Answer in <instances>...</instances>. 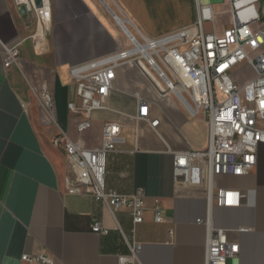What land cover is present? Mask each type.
I'll use <instances>...</instances> for the list:
<instances>
[{
    "label": "crops",
    "instance_id": "obj_1",
    "mask_svg": "<svg viewBox=\"0 0 264 264\" xmlns=\"http://www.w3.org/2000/svg\"><path fill=\"white\" fill-rule=\"evenodd\" d=\"M104 1L52 0L48 53L38 55L28 39L27 16L14 0H0V264H20L25 254H46L55 264H120V257L131 250L118 226L130 241L142 243L136 264L206 263L208 230L198 223L207 216L206 199L179 192L174 173V153L207 149L206 116L192 117L175 97L154 92L151 108L152 117L161 121L158 132L147 123L136 125L131 115L138 111L137 96L128 91L124 68L109 101L111 110L95 112L93 128L80 136L68 108L77 100L70 68L122 48L125 38L118 18L156 38L195 25L198 5H212L222 32L231 21L228 7L224 0ZM261 8L264 11V0ZM21 41L20 61L7 69L6 47ZM44 86L55 99L52 114L33 92ZM146 98L152 99V93ZM108 122H123L125 128L117 150L108 155L107 188L122 195L144 194L145 221L137 226L130 211L113 215L104 202L69 194L66 188L70 167L54 138L65 131L95 148ZM219 183L241 190L242 205L214 207L215 226L249 229L230 234L240 253L228 264H264V145L251 174L220 178ZM157 202L165 210L161 224L154 221ZM94 219L110 233L95 234Z\"/></svg>",
    "mask_w": 264,
    "mask_h": 264
},
{
    "label": "built area",
    "instance_id": "obj_2",
    "mask_svg": "<svg viewBox=\"0 0 264 264\" xmlns=\"http://www.w3.org/2000/svg\"><path fill=\"white\" fill-rule=\"evenodd\" d=\"M38 1L41 6L37 5ZM18 9L35 19L37 31L35 49L45 50L53 21L52 0H14ZM262 0H224L231 21L218 32V13L212 5H198L195 25L161 37H149L131 22L121 29L125 43L122 48L93 61L74 65L70 76L76 87V98L68 108L77 121L80 136L93 128V114L111 110L110 98L118 91L119 71L136 68L150 84L152 99L137 96L138 111L131 119L140 125L147 123L158 132L159 119L152 117L154 94L173 96L192 116L204 114L208 120L209 143L205 151L176 152L175 179L179 192L186 196L203 195L207 216L199 219L208 230L205 264H228L240 253V245L230 240L238 229L217 228L214 207L237 208L242 205V191L219 183L220 178L251 174L258 164V152L264 145V11ZM115 17V16H114ZM210 24V28H207ZM127 26V27H125ZM23 41L6 47L4 65H18ZM42 108L52 114L55 99L47 86L33 88ZM125 118H128L125 115ZM123 122H108L102 132V142L88 148L80 138L73 140L65 131L59 132L54 144L65 150L70 173L66 177L69 194L88 195L104 202L113 215L130 211L135 226L144 223L146 205L142 192L122 195L109 190L106 184L108 155L117 150L122 140ZM154 221L165 222V210L159 202L154 209ZM131 253L120 257V264H136L142 243L130 241L121 227ZM92 231L108 235L110 229L94 219ZM174 230L170 231L173 238ZM20 264H55L46 254H25Z\"/></svg>",
    "mask_w": 264,
    "mask_h": 264
},
{
    "label": "rangeland",
    "instance_id": "obj_3",
    "mask_svg": "<svg viewBox=\"0 0 264 264\" xmlns=\"http://www.w3.org/2000/svg\"><path fill=\"white\" fill-rule=\"evenodd\" d=\"M108 1L111 2V0H108ZM26 23L28 24V27L30 29L28 39L32 40V45H33L34 51L38 55L47 54L48 53V45H47L48 35H47V38L44 40V44L46 47L45 50L40 51L39 49H35L36 39L33 38V36L36 34L37 24L35 22V19H31L29 17L26 18ZM207 28H210V24H207ZM126 78H127L128 82L130 83V87L128 89L129 93H131L132 95L135 94L136 96H140V97H144V98L151 95L150 84H148V82L144 79V77L141 75V73L138 69L128 68L127 73H126Z\"/></svg>",
    "mask_w": 264,
    "mask_h": 264
},
{
    "label": "water",
    "instance_id": "obj_4",
    "mask_svg": "<svg viewBox=\"0 0 264 264\" xmlns=\"http://www.w3.org/2000/svg\"><path fill=\"white\" fill-rule=\"evenodd\" d=\"M103 2H105L104 0H103ZM37 5L40 7L41 6V2L40 1H38V3H37ZM109 8V7H108ZM109 10L111 11V13L116 17V18H118L117 17V15L109 8ZM20 13L21 14H25V9L24 8H22V9H20ZM122 21V20H121Z\"/></svg>",
    "mask_w": 264,
    "mask_h": 264
},
{
    "label": "bare ground",
    "instance_id": "obj_5",
    "mask_svg": "<svg viewBox=\"0 0 264 264\" xmlns=\"http://www.w3.org/2000/svg\"><path fill=\"white\" fill-rule=\"evenodd\" d=\"M118 20H119V23H121V26H122L123 22L119 18H118ZM125 27H127V26H125ZM127 29H128V27H127Z\"/></svg>",
    "mask_w": 264,
    "mask_h": 264
}]
</instances>
